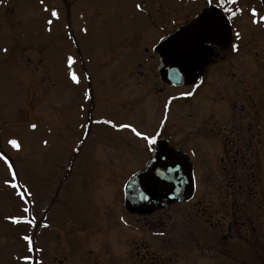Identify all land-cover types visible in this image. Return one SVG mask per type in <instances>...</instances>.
<instances>
[{
	"label": "rangeland",
	"instance_id": "rangeland-1",
	"mask_svg": "<svg viewBox=\"0 0 264 264\" xmlns=\"http://www.w3.org/2000/svg\"><path fill=\"white\" fill-rule=\"evenodd\" d=\"M53 10L56 16H52ZM153 18L152 12L145 14L133 8L131 0H0V264H44V228L59 234L58 230L68 226L67 219H81L95 204L101 213L117 209L126 183L149 159V140L145 137L156 131L164 103H169L168 124L160 135L180 149L192 165L194 197L237 198L239 178H250L251 173L208 168L221 150L212 135L216 139L233 138L237 129L246 127L248 119L254 117L250 128L258 138L257 164L251 172L257 181L255 198L264 200V58L255 59L257 71H252L254 65L252 68L250 62L234 57V65L245 74L251 73L247 75H235L221 65L214 67L208 73L211 76L199 82L205 85L214 81L213 92L206 100L193 99L192 107L188 87L159 86L152 77L155 58L144 63L157 41L152 39L156 32L150 23ZM65 19H70L73 41L67 38ZM242 44L240 47H246ZM69 56L73 58L71 65ZM136 78L140 86L134 85ZM153 85L161 88L160 97L154 98ZM216 89L225 91V97L220 98ZM87 90L94 94L93 106L84 95ZM246 91L253 103L249 107L245 103L238 113ZM178 94L183 96L176 98ZM170 95L175 97L169 99ZM156 98L160 108L155 115ZM207 100L221 112L223 122L235 107L227 121L236 116L241 119L230 133L223 134L220 125L208 129L201 123ZM90 116L95 121L91 132L95 138L86 141L91 152L82 151L74 159L72 151ZM238 134L246 135L245 130ZM10 140L19 147H13ZM101 149L127 151L117 159L123 167L105 173L104 179ZM141 149L145 152L140 153ZM221 186L223 192L218 194ZM78 236L71 230L70 237L60 238V244L76 250L81 244ZM89 242L85 239L84 243ZM96 254L100 259L102 252ZM65 260L94 264L91 254L77 258L71 253Z\"/></svg>",
	"mask_w": 264,
	"mask_h": 264
},
{
	"label": "flooded vegetation",
	"instance_id": "flooded-vegetation-1",
	"mask_svg": "<svg viewBox=\"0 0 264 264\" xmlns=\"http://www.w3.org/2000/svg\"><path fill=\"white\" fill-rule=\"evenodd\" d=\"M76 1L78 0H73V3ZM137 5L140 7L137 8ZM75 6L80 11L79 5L75 4ZM131 6L145 14L150 12L154 14L150 23L156 26V32L152 39L157 38V41L153 46L165 35L189 24L204 9H215L222 12L227 18L229 40L226 47L205 46V55L199 65L200 78L194 85L188 87V93L191 94H186L189 97L188 103L192 107L193 99L197 97L205 99L207 94L213 92L214 81L205 85H200L199 82L203 77L206 80V77L211 76L208 73L214 67L221 65L226 67V71L234 72L235 75L237 72L240 73L239 75H247L251 73L245 74L241 68H237L232 62L233 58L242 62H250L252 68L254 65L252 71H257L254 64L255 59L264 58V20L260 19L264 16V0H131ZM253 10L255 14H253ZM254 20L256 23H253ZM66 22L67 38L74 40L69 27L70 19H67ZM242 33L245 36L242 37ZM241 43L246 47H240ZM153 46L150 49V57H146L144 63H147L149 58H155L156 72L152 70L154 82L159 83V86H168L162 84L158 78V56L153 52ZM145 52L148 53V50ZM138 66L141 67L140 64ZM136 72H140V70L137 69ZM138 78L135 80V86H140ZM222 82L225 84L224 81ZM221 83L219 82L217 85L219 90L222 88L219 86ZM151 89L154 98L161 96L160 87L153 85ZM151 89L149 92L152 94ZM86 92L84 95L88 98L87 102L93 106L94 94L90 90ZM223 92L216 89L220 98L225 97ZM181 96L183 95L178 94L176 98ZM173 97L175 96H168L169 99ZM250 98L249 92L246 91V96H243L244 103L241 104L238 113H242L245 103L248 104V107L253 103ZM207 103L209 108H205L206 111L200 121L208 129L211 128L210 126L220 125L221 131L223 130V134H226L225 132L229 131L241 119L236 116L231 118V122L227 121L231 112L235 110V107L232 106L230 114L228 112L229 118L227 117V120L223 122L221 112L217 108H214L216 111L212 108L210 100H207ZM153 105V112L156 115L160 108L159 99ZM163 105L162 116L156 126V131L148 139V158L151 156L156 139L167 140L160 135L168 124L166 117L169 113V103ZM246 118L247 115L242 119ZM253 118L251 116L248 119L246 127L243 125L242 128L240 126L237 129L239 132L245 130L246 135L239 136L238 131L233 138L227 135L224 138L221 136L220 139H216L215 135H212L213 139L221 145V150L216 162L208 168L218 169L221 172L241 170L251 173V179L248 178L249 176L243 177L244 180L239 178L238 184L235 186L238 190L237 198L235 196L208 197L201 195L194 197L192 195L186 201L150 208L134 205L123 197V200L119 201L117 209L111 213L99 212L95 204V210L87 209L81 219L73 217L67 219L68 226L58 230L61 231L59 234H52L44 228V264H70L71 262L66 261L65 258L71 253L77 255V258L91 254L94 264H264V200L255 198L257 181L254 173L251 172V168L257 164L255 144L258 142V138L250 128V119ZM94 122L91 116L85 122L83 135L72 151L73 158L82 151L91 152L87 148L90 142L86 144V141H93L95 138L91 135ZM217 123L220 124L216 125ZM114 128L116 129V127ZM196 129L197 127L194 130L196 131ZM231 135L233 136V132ZM108 138H110L109 133ZM168 143L172 145L169 141ZM127 144L130 143L127 142ZM175 149L183 154L180 149ZM101 150L100 162L104 170L101 177L104 179L105 173L116 172L123 167L117 159L118 156H124L123 152L127 151ZM142 152L145 151L141 149L140 153ZM138 153L136 151L134 155L138 156ZM95 183L98 182L95 181ZM222 192L223 186L218 187V194ZM243 193L245 195L241 197L240 194ZM45 222L44 220V226H46ZM97 227H101V229H96ZM71 230L75 236L79 235L81 244L76 247V250L65 248L60 244V238L70 237ZM85 239L90 240L91 243L85 244ZM115 245H117V249L114 248ZM94 252L95 254H92ZM96 252H102L100 259Z\"/></svg>",
	"mask_w": 264,
	"mask_h": 264
},
{
	"label": "water",
	"instance_id": "water-1",
	"mask_svg": "<svg viewBox=\"0 0 264 264\" xmlns=\"http://www.w3.org/2000/svg\"><path fill=\"white\" fill-rule=\"evenodd\" d=\"M228 40L224 14L212 8L204 9L189 24L154 45L160 82L168 86H192L201 75L199 65L205 46L225 48ZM193 193L194 178L188 159L164 139L154 141L144 169L134 174L124 188L128 202L150 208L186 201Z\"/></svg>",
	"mask_w": 264,
	"mask_h": 264
},
{
	"label": "snow or ice",
	"instance_id": "snow-or-ice-1",
	"mask_svg": "<svg viewBox=\"0 0 264 264\" xmlns=\"http://www.w3.org/2000/svg\"><path fill=\"white\" fill-rule=\"evenodd\" d=\"M140 6L137 5V8H139ZM52 16H56L57 13L53 10L52 11ZM253 14H255L254 10H253ZM261 20H264V16L260 17ZM253 23H256V21L254 20ZM235 48V46H233ZM67 62L69 65H71L73 63V58L71 56L67 57ZM70 76H71V79L74 81V82H78L77 80V77L74 73H70ZM191 93H188V95H190ZM32 127H35V125H32ZM121 127H129L128 125H122ZM133 131H135V129H133ZM136 135H141V133L139 132H136ZM145 139H149L148 137H145ZM151 142V141H150ZM9 143L13 146V147H19V145L17 144V142L15 140H10ZM7 163V161H5ZM7 183V181H6ZM13 187H15V185H13ZM24 211H27V209H25ZM25 240H28L29 238L27 236L24 237ZM31 250V249H29ZM24 259H29V257L27 256H24L23 257Z\"/></svg>",
	"mask_w": 264,
	"mask_h": 264
}]
</instances>
